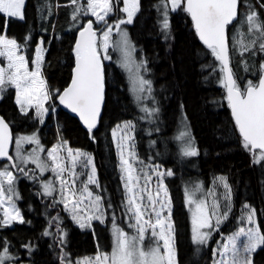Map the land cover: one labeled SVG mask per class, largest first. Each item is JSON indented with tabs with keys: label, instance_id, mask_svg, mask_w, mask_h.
<instances>
[{
	"label": "trees",
	"instance_id": "1",
	"mask_svg": "<svg viewBox=\"0 0 264 264\" xmlns=\"http://www.w3.org/2000/svg\"><path fill=\"white\" fill-rule=\"evenodd\" d=\"M165 2L167 0H139L138 11L132 22L126 24L136 53L145 62V76L151 81V93L144 101L133 99L126 76L112 53L111 60H102L105 101L97 126L91 132L75 116L62 109L55 96L47 103L56 107L55 113L49 112L41 124L33 110H29L28 115L18 110L13 88L9 87L3 93L0 114L9 123L13 137L35 132L45 148L59 138L71 147L92 154L99 182L97 190L107 211L105 226L94 222L93 230L80 229L54 195L46 196L40 192L38 183L41 176L37 170L25 168L32 178L25 175L19 179L17 203L24 219L30 223H14L9 228L0 229V237L10 241V253L19 256L23 264H61L62 252L67 253L73 262L95 254L98 249L110 252V225L115 222L126 226L124 192L111 136L112 128L124 120L134 124L140 159L174 172L164 181L172 200L179 264H213V252L223 236L244 223L245 204L256 209L258 226L264 231V162L254 163L252 153L242 147L227 104L226 89L220 83L219 61L199 40L189 15L180 9L171 11L168 4L169 28H163ZM260 4H264V0H242L239 18L244 15L242 10L248 12V6L255 5L261 19H264V8ZM122 6L123 0H113V11L106 20L122 18ZM73 13L69 0H26L25 20L14 19L5 26L8 37L21 44L29 65L34 60L38 40L43 41L47 50L42 71L52 91H62L69 83L75 63L77 32L85 20L92 19L80 13L78 19L73 20ZM3 20L0 17V24ZM235 23L229 26V36L238 27ZM240 28L246 31L247 24ZM262 61L264 53L253 55L245 52L241 57L236 51L230 52V65L234 75L240 78L238 83L241 86L247 80H258ZM144 107L157 111L149 114L142 111ZM182 111L186 114L191 137L199 152L196 157H183L181 154L183 144L177 137ZM47 124L50 128L44 135ZM219 175L225 176L230 186L231 210L218 230H201L212 231L208 243L195 244L191 238L194 206L190 210L187 205L185 189H190L195 182H201L208 188ZM45 231L50 234L43 235ZM61 238L63 244L60 243ZM22 244H30V254L21 247ZM252 261L253 264H264V247L253 253Z\"/></svg>",
	"mask_w": 264,
	"mask_h": 264
},
{
	"label": "snow or ice",
	"instance_id": "2",
	"mask_svg": "<svg viewBox=\"0 0 264 264\" xmlns=\"http://www.w3.org/2000/svg\"><path fill=\"white\" fill-rule=\"evenodd\" d=\"M259 2V0H258ZM71 5H76L72 19L75 20L81 11L95 17V21L89 19L86 26L81 25L79 39L75 43V66L70 84L60 91H50L46 81L41 75V48H37V55L34 69L29 70V59L21 54V44L15 38H9L6 32V25L14 19L23 21L26 18V0H0V17L4 18L0 24V99L9 87L15 90V103L24 115L34 109L36 116L43 122V117L48 114L47 101L55 96L59 103L70 109L71 112L79 115V118L87 126L89 132L96 128L101 115V109L105 101V73L101 60V54L97 46V33L93 28L95 22H104L107 25L106 17L113 11V0H87L86 8L78 4V0H69ZM168 3L171 11L180 9L186 12L193 22L195 32L199 39L211 50L216 60L221 62V71L224 73L221 85L226 89V100L231 111L234 128L238 132L241 145L252 153L253 162L260 164L264 162V61L259 66V77L257 81L247 80L241 86L238 83L239 77L235 76L230 67V52L236 51L239 45L240 55L245 52L253 55L264 53V19L255 5L248 6L243 22L247 24L246 32L241 39L229 36V26L239 21L238 6L242 0H167L164 3L163 28H169ZM123 11L127 13V20H121L115 25L120 31V24L131 23L132 18L138 11V0H123ZM264 8V4H260ZM113 26L108 25L103 32V49L106 53L109 46V37ZM122 41L125 46L129 45L127 32H122ZM230 40L232 43L230 44ZM43 43V41L41 42ZM125 56L128 53L125 52ZM103 59H110L105 55ZM4 60L7 61L6 66ZM246 65V62H245ZM124 67H128L126 60ZM132 78L131 91L140 100V93L147 91L151 93V81L139 74V68ZM247 71V66L245 68ZM142 111L152 114L156 109L142 108ZM119 127V126H118ZM134 125L128 121L124 128L131 129ZM115 135V132L113 133ZM183 141L181 154L183 157H196L199 152L194 144V138L188 132H181L177 137ZM15 144V157L10 155L9 148ZM66 141L62 144L45 149L37 133L23 135L13 139L9 123L3 116H0V159L9 162L11 168L27 175L25 167L21 165L34 164L40 173L51 171L59 182L61 199L59 203L64 205L65 210L72 213V219L77 221L80 228L91 227L93 219L104 222L105 212L101 207L103 197L95 195L88 185H97L96 168L92 164L91 157L80 150L66 149L67 155L61 156L60 151ZM24 144H34L35 148L25 154ZM120 149V168L125 189L126 199L124 207L129 218L134 223L129 224L134 228V233H128L124 229L114 225L113 245L110 253L98 254L94 260L89 259L87 264H179L178 253L175 246V226L172 220V200L169 196L168 187L164 184L165 176L174 175L171 169H160V165L152 166V175L157 178V186L153 192L148 185L152 181V175L140 174L135 167L138 162L134 152H129V158L124 155L123 145L118 144ZM47 154V159L41 158V153ZM83 160V166L92 165L91 173L87 175V181L81 189H76L78 175L75 171L77 163ZM142 163V162H140ZM67 174V176H66ZM71 179H68V177ZM17 177L9 166L5 165L0 170V208L3 209V216L0 218V229L9 228L14 223H30L24 219L19 208L16 206L14 197L19 198L14 188ZM143 180V184L141 183ZM216 180L226 190L224 199L230 200L231 189L224 176ZM8 187L5 188L4 185ZM43 194L52 196L57 191L55 181L46 180L42 184ZM202 192V186L195 189H185L187 205L194 206L192 210V241L195 244H206L212 231L218 230L219 224L227 218L231 210L230 203L223 207L219 203L214 189ZM94 197V199H93ZM211 197V201H209ZM88 201L93 204L95 212L87 215L85 222H81V205ZM7 203L9 207H3ZM111 207V205H109ZM249 211L246 216L248 224L254 223L256 209L245 204ZM11 209V210H9ZM153 216L155 221L153 222ZM114 219V217H113ZM215 219V224L213 223ZM210 229L212 231H201ZM150 231V237L147 235ZM50 233L45 231L43 235ZM244 239L238 244L240 238ZM147 241V242H146ZM162 241V244L160 243ZM10 241L6 237H0V264H23L19 256H14L9 251ZM64 243L63 238L60 241ZM21 247L32 251L30 244H22ZM264 247V231L257 225L255 227H239V229L228 237L227 243L223 244V250L216 249L214 256L220 259L215 264H253L251 253L258 248ZM198 252L199 249H196ZM61 264H82L81 261L73 262L68 259V254L62 252Z\"/></svg>",
	"mask_w": 264,
	"mask_h": 264
},
{
	"label": "rangeland",
	"instance_id": "3",
	"mask_svg": "<svg viewBox=\"0 0 264 264\" xmlns=\"http://www.w3.org/2000/svg\"><path fill=\"white\" fill-rule=\"evenodd\" d=\"M58 3H56L57 5ZM78 4L80 6H82L83 8H86V4H87V0H78ZM138 4H139V0H138ZM169 6H170V9H171V5L170 3H168ZM123 7H124V4L122 6V10H123ZM72 8L75 9L76 8V5H72ZM80 13H82L84 16H90L92 17L91 20L95 21V17L91 16L90 13H88L87 15H85L84 11H81ZM247 12H244L242 10V14L244 15H241L239 21H237L235 23V25H238V27H236L235 29H233L232 31V36L235 37L236 39H241L242 38V34L245 33L246 31L242 30L240 28V26H242L244 24L243 20H244V17L246 15ZM111 14V13H110ZM109 14V15H110ZM136 14V13H135ZM134 17V16H133ZM78 19V18H76ZM107 19V17H106ZM133 19V18H132ZM121 20H127V13L124 12V16L122 18H118V19H113V20H108L107 21V25L104 23V22H95L93 25L95 26L94 28L96 29V33H97V46H98V50L101 54V60L105 61V62H108L109 60H111V55L112 53L114 54V61L116 62V64L121 68V70L124 72L125 76H126V80H127V83H128V87H129V90H130V93L133 97V99L136 101V102H141V101H144L146 98H147V94L148 92L145 91L144 93H140L139 95L141 96V99L140 100H137L136 99V95L137 94H134L132 91H131V87H132V78L133 76L135 75L136 73V70H137V65H141V67L139 68V74L142 75L145 79H147V77L145 76V62L143 59L139 58L137 53H136V46L130 36V33H129V30L126 26V24H129V23H124V24H120V31L118 32L115 28V25L117 23H119V21ZM86 22V20H85ZM84 22V24H85ZM108 25H112L113 26V31L109 37V46H108V50L107 52L105 53L104 52V49H103V32L106 30L107 26ZM122 32H127V35H128V41H129V45L128 46H125L123 41H122V36H121V33ZM230 35V37H232ZM10 38V37H9ZM42 40L39 39L38 40V43L36 44V47H35V54H34V60L36 58V55H37V48H41V52H40V55L42 57V61H41V75H42V78L45 80V77H44V74H43V71H42V66H43V63H44V56H45V53H46V50H47V47L41 43ZM232 43V41L230 40V44ZM125 52L128 53V56L126 57L125 56ZM236 53L239 55L240 54V48H239V45L236 46ZM21 54L22 51H21ZM107 55L110 57V59H103V57ZM33 60V61H34ZM126 60L128 61V67H124L123 65L125 64ZM6 63L7 61L4 60V65L3 66H6ZM221 62L219 61L218 62V68H219V71H220V81L221 79L223 78V75L224 73L221 71ZM34 69V64L32 63V65H29V70H33ZM148 80V79H147ZM46 81V80H45ZM47 84V83H46ZM47 88L48 90L49 87H48V84H47ZM52 91V90H50ZM145 97V98H144ZM143 98V99H142ZM14 99H15V96H14ZM52 99H50L49 101H52ZM47 101V103L49 102ZM46 103V107H48ZM17 105V104H16ZM17 108L19 110V106L17 105ZM55 109L56 107L52 104L51 107L49 108V112H52L53 114L55 113ZM33 110V112L35 113V110L34 109H31ZM20 111V110H19ZM48 112V113H49ZM36 115V113H35ZM47 114L43 117V122L41 124H44V121H45V118H46ZM38 118V117H37ZM40 120V118H38ZM181 123L179 125V135L181 132H188L190 135L191 134V129H190V126H189V123H188V120L186 118V114L182 111L181 113ZM130 120H124L118 124H116L112 130H111V136H112V140H113V143H114V147H115V151H116V156H117V160H118V168H119V173H120V180H121V185H122V188H123V192H124V202H125V199H126V194H125V189L123 187V180H122V175L123 173L121 172V168H120V149L117 147L118 144L120 145H123L124 147V155L126 158H129V152H134L136 157H138V162L135 163V167L138 169V170H142L140 171V174L143 175L144 173H148L149 175H152V166L154 165H159V164H153V163H148V162H144L140 159V157L138 156L137 154V150H136V142H135V135H134V127L131 128V129H127V128H124V124L125 122H128ZM132 124L133 122L130 121ZM55 128H56V121L54 120L53 122ZM134 125V124H133ZM119 126V127H118ZM50 126L49 124H47L45 126V129H44V135H46V133L49 131ZM115 132V135L113 134ZM35 133V132H33ZM33 133H30V134H17L16 136H14V140L15 138L19 137V136H23V135H31ZM39 136V135H38ZM40 139V137H39ZM41 141V140H40ZM64 140H61V139H56L55 141H53L51 143L50 146L48 147H44V145L42 144V141H41V145L47 150V149H51L53 146H56V145H60L62 144ZM181 144H183V141L181 140L180 142ZM36 145L34 144H24L23 145V151L25 154L29 153L32 151L33 148H35ZM68 147H71L68 145V143L64 144L63 147L61 148V151H60V155L61 156H66L67 155V152H66V149ZM74 151L75 150H80L84 153H87L91 159H92V164L95 166V162H94V158L92 156L91 153L87 152V151H83L79 148H74V147H71ZM15 151H16V148H15V144L13 143L12 145V150H11V153L12 155L15 157ZM41 158L42 159H47V154L46 152L45 153H41ZM86 159V158H81V161L77 163V167L75 169L77 175H78V179H76V189L79 190L82 188L83 186V183L87 181V175L91 173V168H92V165H88L87 167H84L83 166V160ZM142 162V163H140ZM5 165H8L9 166V170L10 171H13V174L17 177L16 181L14 182V188H15V191L16 193H18V196L20 197V191H19V186H18V181L19 179H21L23 176H25V174H22V173H17L15 170H13L10 165H9V162H2L1 163V166H0V170H3V167ZM22 167H34L37 172L39 173V175L41 176V180L40 182L38 183V186H39V190L40 192L43 194V187H42V184L44 181L46 180H53L55 181V186L57 188V191L53 193V195L56 197V200L59 202L60 199H61V196H60V192H59V182L56 181V178H55V174L52 173L51 171H48V172H44L43 174L40 173L39 169L36 168V166L34 164H28V165H21ZM96 168V166H95ZM160 169L161 170H164V168L162 166H160ZM29 178H32L31 175H27ZM67 176V174H66ZM220 176H223V175H219L217 177H220ZM166 177V176H165ZM165 177L163 178V182L165 184ZM216 177V178H217ZM225 177V176H224ZM216 178L213 180V182L211 183V185L208 187V188H205L203 186V184L201 182H195V183H192V186L190 187V189H195L197 186H202V192H206L208 189H214L215 193H216V197L218 198L219 200V203L221 204V206L223 207V205L225 203H230V205L232 206V195L230 197V200L228 201H225L224 199V195H225V192L226 190L224 189L223 185L220 184ZM68 179H71V177L69 176ZM96 179L98 180L97 178V169H96ZM227 181V180H226ZM141 183L143 184V180H141ZM228 183V182H227ZM166 185V184H165ZM229 185V184H228ZM156 186H157V178L155 175H152V181L151 183L148 185V187L153 191L155 192V189H156ZM5 188L8 187L7 184L4 185ZM89 189L91 191H93L94 193V196L95 195H100L102 197V195L98 192L97 189H99V186L97 185H88ZM230 187V186H229ZM202 192H197V196H201L202 195ZM14 201H15V204L16 206L19 208L18 206V199L17 198H13ZM94 199V197H93ZM209 201H211V197H209ZM64 209V211L67 213L68 217L73 221V223L75 225H77L79 227V224L77 223V221H74L72 219V213L68 210H65L64 208V205L62 203H60ZM3 207H9V205L7 203L4 204ZM81 213H80V216H81V222H85L87 224V220H86V217L87 215H92L94 214L95 212V209H94V206L92 203L88 202V201H85L84 204H82L81 206ZM101 207L102 209L104 210L105 212V215H104V222L101 223L100 221L98 220H95L93 219L91 221V227H88L86 226L85 228H80V229H91L93 230V223L94 222H98L99 225L101 226H105L106 223H107V211H106V207L104 205V201L102 200V203H101ZM253 208V207H252ZM11 210V209H9ZM20 210V209H19ZM21 211V210H20ZM248 209L244 207V211H243V214H244V223L240 226H238L235 230H233L232 232H230L229 234L227 235H224L223 238L220 240V242L217 244L216 246V249H220L221 251L223 250V244L224 243H227V240H228V237L231 236L233 233H235L239 227L243 226V227H255L258 225L257 223V219H256V215L254 217V223L253 224H248L247 221H246V216H247V213H248ZM230 212V211H229ZM228 212V214H229ZM0 213H2V216H3V209L0 208ZM125 214H126V220H125V224L126 226H122V225H118L116 224L115 222H113L109 229H110V239H111V249H110V252L112 250V245H113V232H114V225L119 227V228H122L124 229L126 232L130 233L129 231H132L131 233H134L135 232V229L134 228H130L129 227V224H132L134 223V220H131L129 218L130 214L126 212L125 210ZM228 216V215H227ZM153 222L155 221V217L153 216ZM225 221V219L219 224V226ZM213 223L215 224V219H213ZM150 231L148 232V236L150 237ZM244 238L241 237L240 240L238 241V244L243 240ZM162 244V241L160 242ZM108 252V253H110ZM101 253H105V251H101V250H97V252L93 255H90V256H86V257H82V258H79L77 259V261H81L82 264H87V261L89 259L91 260H94L95 257L98 255V254H101ZM254 253V252H253ZM253 253H251V259H252V255ZM220 257L217 255L215 256L214 258V262L213 264H215V261L219 260Z\"/></svg>",
	"mask_w": 264,
	"mask_h": 264
},
{
	"label": "water",
	"instance_id": "4",
	"mask_svg": "<svg viewBox=\"0 0 264 264\" xmlns=\"http://www.w3.org/2000/svg\"><path fill=\"white\" fill-rule=\"evenodd\" d=\"M238 11H239V6H238ZM190 17V16H189ZM190 19H191V17H190ZM193 23V22H192ZM86 24H87V22L84 24V26H86ZM194 27V26H193ZM93 28H94V26H93ZM94 30H95V28H94ZM96 31V30H95ZM198 35V34H197ZM199 38V37H198ZM79 39V31L77 32V36H76V40H75V43H76V41ZM200 40V39H199ZM201 41V40H200ZM202 42V41H201ZM203 43V42H202ZM102 64H103V62H102ZM74 66H75V63H74ZM74 66H73V68H74ZM230 67H231V65H230ZM73 68H72V75H73ZM72 75H71V78H72ZM70 82H71V79H70V81H69V83L67 84V86L70 84ZM66 86V87H67ZM65 87V88H66ZM63 91V90H62ZM58 104H59V106L62 108V109H64L65 111H67L68 113H70L71 115H73V116H75L81 123H82V125L83 126H85V127H87L86 125H84V123H83V121L79 118V115L78 114H76V113H73V112H71V110L70 109H68V108H66L64 105H62V104H60L59 103V100H58ZM230 109V108H229ZM231 112V111H230ZM0 116H2L1 114H0ZM7 121V120H6ZM9 127H10V125H9ZM10 130H11V127H10ZM11 132H12V130H11ZM12 135H13V132H12ZM13 145V144H12ZM12 145L10 146V148H9V153H10V155H12V153H11V150H12ZM0 162H7L6 160H3V159H0ZM13 169V168H12ZM15 170V169H14Z\"/></svg>",
	"mask_w": 264,
	"mask_h": 264
}]
</instances>
